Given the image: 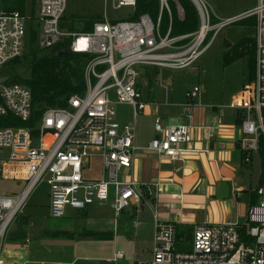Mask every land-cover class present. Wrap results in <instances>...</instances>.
<instances>
[{
  "label": "built area",
  "instance_id": "obj_1",
  "mask_svg": "<svg viewBox=\"0 0 264 264\" xmlns=\"http://www.w3.org/2000/svg\"><path fill=\"white\" fill-rule=\"evenodd\" d=\"M111 1L115 10L135 7V0ZM170 1L181 9L178 0H159L156 20L148 14L133 21L104 16L89 32L63 26L67 0H40L29 14L6 11L1 1L0 118L13 119L6 121L8 126H0V182L16 181L22 188L0 194V264H43L4 259L10 226L41 183L49 187V216L55 220L63 219L68 210L85 212L108 205L118 217L150 196L149 185L126 173L138 150L136 120L147 106L140 94L138 68L190 67L224 28L250 19L255 21L254 77L228 108L241 113L237 147L243 163L251 164L264 148V0L241 15L217 22L204 0H190L199 28L178 37L170 36L171 26L165 35L161 31L162 13L171 16ZM56 47L87 57L84 91L71 96L64 108L45 109L34 125L22 126L33 120L32 93L27 86L10 81L16 74L9 67L30 52L49 53ZM199 97V87L188 92L184 105L188 119L189 108ZM117 106H128L132 120L122 122ZM192 129L191 124L170 125L156 117L155 137L144 150L180 160L192 141ZM255 192L257 201L249 206L245 223L197 224L190 236L181 235L175 224L161 221L153 210L151 260L137 264H264V167Z\"/></svg>",
  "mask_w": 264,
  "mask_h": 264
},
{
  "label": "rangeland",
  "instance_id": "obj_2",
  "mask_svg": "<svg viewBox=\"0 0 264 264\" xmlns=\"http://www.w3.org/2000/svg\"><path fill=\"white\" fill-rule=\"evenodd\" d=\"M204 1L217 19L225 20L255 6L258 0ZM39 2L40 0H26V13H31L33 8L37 9ZM175 9L178 16L183 15L182 8L178 9L175 6ZM133 13V7L113 9L111 0H67L68 19L74 17L77 20L103 19L105 16L111 21L127 20ZM246 21L224 28L209 50L190 67L179 70L138 68L137 81L143 101L164 102L170 97L171 102L181 103L185 99L186 90L199 87L200 99L203 101L213 105H229L232 96L238 94L243 85L254 77L250 64L252 51L255 55V29L248 26ZM82 26L81 21L72 24V28L76 27L77 30H81ZM23 59L18 66L19 69L15 70V74L22 80L30 75V67ZM116 108L126 121L131 113L130 108L128 106ZM166 118L167 124L177 123L169 116ZM152 132L153 121L148 117H139L138 138L147 141L151 138ZM97 167L96 165L94 170L95 176L98 174ZM261 169V159L255 156L250 170V191L259 186ZM21 188L16 181L0 182L1 195L15 190L20 191ZM48 194L47 184H39L27 205L14 219L8 232V243L5 245V260L43 264H137L151 260L152 242L149 228L146 230L145 225H137L141 220L134 219L132 210H125L117 217L113 240L102 244L100 241L83 238L77 234L63 235L60 231L65 228L66 220H55L49 216ZM226 201L230 203L232 209V224L243 223L245 216H238L244 206L243 199L238 200L231 195ZM76 213L77 211L68 210L66 217ZM145 213L148 215L147 211ZM73 226L77 232L83 228L82 222L76 220ZM24 237L26 239L23 240Z\"/></svg>",
  "mask_w": 264,
  "mask_h": 264
},
{
  "label": "crops",
  "instance_id": "obj_3",
  "mask_svg": "<svg viewBox=\"0 0 264 264\" xmlns=\"http://www.w3.org/2000/svg\"><path fill=\"white\" fill-rule=\"evenodd\" d=\"M212 15L214 19L219 20L215 14L212 13ZM183 16L179 15V19H183ZM189 91V89L186 90L185 99L181 103L171 102L170 97L164 102L162 100L146 102L144 113L137 117V120L139 117L150 118L153 121V132L147 141H141L136 135L135 147L138 150L134 154L131 169L126 173L136 182L149 185L151 194L145 196L141 204L131 205L127 210H132L135 220H141L137 222V225H145L146 230L149 228L151 242L154 234L153 210L158 212L161 221L175 224L181 235L190 236L193 227L197 224H232L230 203L226 199L217 198L221 184L230 185V196L233 195L238 200L243 199L244 206L238 216H245V221L253 193L257 189L249 190L250 170H252L255 156L260 157V155L255 154L252 163L246 165L237 147V142L242 136L239 124L241 113L227 108L228 104L213 105L199 97L189 108L191 119H188L184 105ZM236 95L237 93L232 96L231 101ZM167 116L174 119L176 124L193 126L192 141L186 146L180 160H171L144 150L148 142L155 137V118L161 117L167 124ZM128 117L125 121L119 113L122 122L132 120L131 113ZM63 219L66 220L65 228L60 231L63 235L77 234L83 238L100 241L102 244L113 240L115 228H117V217L109 205L92 206L85 212H77L76 215L65 216ZM75 220L83 224L82 230L78 232L73 228ZM93 234L97 235L93 236ZM6 261L22 262L7 259Z\"/></svg>",
  "mask_w": 264,
  "mask_h": 264
},
{
  "label": "trees",
  "instance_id": "obj_4",
  "mask_svg": "<svg viewBox=\"0 0 264 264\" xmlns=\"http://www.w3.org/2000/svg\"><path fill=\"white\" fill-rule=\"evenodd\" d=\"M179 5L183 10V19H179L175 5L169 2L171 16L166 11L162 13L161 31L165 35L171 26V37H178L194 33L199 28V17L197 10L190 0H178ZM2 5L6 11L18 10L25 14L26 0H2ZM160 10L159 0H135L134 13L127 20H136L143 14H148L154 20L157 19ZM64 27L70 30L74 22H83L81 31L89 32L92 30L93 24L102 21V18H86L77 20L75 17L68 19L64 17ZM70 21V22H69ZM213 22H217L213 19ZM247 25L254 29L255 21L250 19L246 21ZM61 47L54 48L49 53H40L38 51L30 52L25 55V64L30 68L29 77L20 79L19 76L12 74L10 81L12 83H21L27 86L32 93L33 99V120L28 123L21 124L22 126H32L34 122L41 117L42 112L47 108H64L67 105V100L75 95L82 94L84 91L83 68L87 57L80 54L69 53L67 57H59ZM28 57V58H27ZM22 60H16L10 65L9 70L14 73V69H18ZM251 70L255 69V55L251 54ZM253 79V77L251 78ZM13 118H0V126H8L6 121H12ZM261 166L264 167V148L259 151ZM261 180V179H260ZM148 195H146L147 197ZM257 201L256 192L253 193L251 204ZM97 234H93L96 236Z\"/></svg>",
  "mask_w": 264,
  "mask_h": 264
},
{
  "label": "water",
  "instance_id": "obj_5",
  "mask_svg": "<svg viewBox=\"0 0 264 264\" xmlns=\"http://www.w3.org/2000/svg\"><path fill=\"white\" fill-rule=\"evenodd\" d=\"M69 55V53L66 52H61L59 53V57H67ZM231 193V187L228 184H221L218 192H217V198L219 199H227L230 196Z\"/></svg>",
  "mask_w": 264,
  "mask_h": 264
}]
</instances>
